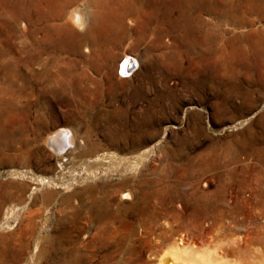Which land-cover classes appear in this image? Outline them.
<instances>
[{
    "label": "rangeland",
    "instance_id": "obj_1",
    "mask_svg": "<svg viewBox=\"0 0 264 264\" xmlns=\"http://www.w3.org/2000/svg\"><path fill=\"white\" fill-rule=\"evenodd\" d=\"M27 1L44 13L79 4L96 67L87 68L84 90L46 101L45 128L34 125L37 106H29L38 93L17 97L29 141L18 137L0 151V264H55L66 252L83 264H159L181 243H194L197 256L211 250L224 264L259 256L264 0ZM12 10L0 0V47L14 50L15 33L30 24L21 18L12 30ZM64 55L85 64L84 54ZM17 68L22 80L27 69ZM58 130L74 139L60 155L46 141ZM116 130L129 131L127 146L107 139ZM126 192L132 197L122 198ZM95 196L111 202L113 217L92 218ZM233 238L241 250L219 247Z\"/></svg>",
    "mask_w": 264,
    "mask_h": 264
},
{
    "label": "bare ground",
    "instance_id": "obj_2",
    "mask_svg": "<svg viewBox=\"0 0 264 264\" xmlns=\"http://www.w3.org/2000/svg\"><path fill=\"white\" fill-rule=\"evenodd\" d=\"M10 2L11 7L13 8V12L11 14H8V16L11 24H13L12 30H17L14 24H16L17 21H20L21 18H26L29 21L30 25H23L24 28L22 29L20 35L18 34V32L15 33V39H18V37L20 39L17 41L19 48L15 47V49L13 47V50L0 47V151H4L9 146V144L12 145L13 141H15L18 137L21 139V143L23 145H28L29 140H27L25 134L26 130L22 125V117H17L18 109L16 104L18 98L23 95H34L38 93L35 98L34 105L29 106H37L38 116L34 118V125L38 128H45V126L51 123L48 122L49 119L47 121V116L49 115L50 110H47L49 107L48 104H46V101L47 103H53L56 102L57 99H61L67 96V94L70 92H79L81 90H84V81L91 79L87 68L91 66L96 67V62L91 61L93 59L92 57L94 51L97 48L95 43L94 47L93 44L90 43V40L93 37L91 32L92 26H87V28H85L87 25V16L85 11L79 4L74 6V8H72L67 13L62 9L57 10L53 13H44L40 9V5H32L31 2H28L27 0H10ZM32 8L36 9V16H33V11L31 12ZM80 29H86V31L82 32L80 31ZM209 34L210 32L204 31L205 37L203 39L207 40ZM79 53L84 54L86 56L85 60H83L82 58L85 64L81 67H79L80 63H78L79 61L76 58H70L71 56L64 55H79ZM8 57L12 58L14 61L17 62L12 61V64L9 63L10 61L7 60ZM201 58L203 59L205 64L210 62V57L208 55H203L201 56ZM18 65H24L27 69L25 74H21L22 80L16 78V76H18L17 73H19L17 68ZM98 69L99 67L97 68V70ZM32 80H35V84H32ZM3 93L10 94L11 101H7L8 98L5 99L3 97ZM47 97L49 100L47 99ZM20 111L23 110L21 109ZM71 111L73 112V110ZM71 111H69V113ZM68 133L69 132L66 130H58L46 137V141L50 144V146H53L55 148L59 155L63 154L64 152H66V150H69V148L73 146L74 139L73 137L71 138L70 134L68 136ZM38 135L40 134L37 133L36 138H38ZM129 137V131L123 130L111 131L107 135V139L110 141L111 144L120 145L121 142H123L126 146L130 142ZM134 138L135 135L133 134L132 141H134ZM106 155L107 156H105L104 158H112L113 156L115 157V154ZM144 156H146V152L141 153L139 155V158H143ZM126 158L123 160L127 161ZM101 159H103V157L98 156L95 160ZM137 161H134L133 159L128 160V166L134 167L137 164ZM86 189L90 190L92 189V187L87 186ZM123 197L130 198L132 197V194L130 192H126L123 193L122 198ZM110 203L105 202L102 196L93 197L92 202L89 206L90 212L92 213L91 215L93 216L92 218L94 220L100 219L101 221L103 218L113 217L114 213L111 211L112 207L110 206ZM219 245L220 248L225 249L227 252L242 249L239 241L236 240V238H233V240L224 239ZM258 248V251L261 250L259 256L252 254L251 257H253V259H248L247 264H264V250H262L260 246ZM209 251H207L208 253H205V250L202 256H197L196 253L198 252V250L194 243L186 245H182V243L181 245L177 244L170 251H168L167 253L165 252L164 255H161L163 257L161 258L159 264H224V261L221 262L220 258H218L217 261V259L212 256L211 252L209 253ZM243 259H245V257ZM55 264H83V260L76 253L74 254L73 252H66L58 261H56Z\"/></svg>",
    "mask_w": 264,
    "mask_h": 264
}]
</instances>
